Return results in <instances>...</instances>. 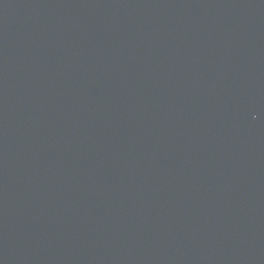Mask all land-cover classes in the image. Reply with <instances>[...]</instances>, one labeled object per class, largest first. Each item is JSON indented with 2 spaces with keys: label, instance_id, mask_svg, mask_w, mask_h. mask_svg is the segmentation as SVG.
<instances>
[{
  "label": "water",
  "instance_id": "1",
  "mask_svg": "<svg viewBox=\"0 0 264 264\" xmlns=\"http://www.w3.org/2000/svg\"><path fill=\"white\" fill-rule=\"evenodd\" d=\"M0 264H264V0H0Z\"/></svg>",
  "mask_w": 264,
  "mask_h": 264
}]
</instances>
